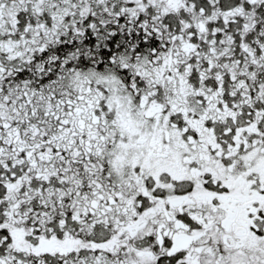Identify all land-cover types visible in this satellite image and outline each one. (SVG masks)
<instances>
[{
	"label": "snow or ice",
	"instance_id": "snow-or-ice-1",
	"mask_svg": "<svg viewBox=\"0 0 264 264\" xmlns=\"http://www.w3.org/2000/svg\"><path fill=\"white\" fill-rule=\"evenodd\" d=\"M0 264H264V0H0Z\"/></svg>",
	"mask_w": 264,
	"mask_h": 264
}]
</instances>
